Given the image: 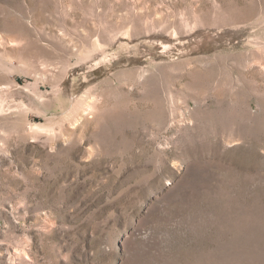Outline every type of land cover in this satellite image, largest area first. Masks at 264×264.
I'll use <instances>...</instances> for the list:
<instances>
[{"label":"rangeland","instance_id":"374dc122","mask_svg":"<svg viewBox=\"0 0 264 264\" xmlns=\"http://www.w3.org/2000/svg\"><path fill=\"white\" fill-rule=\"evenodd\" d=\"M0 264H264V0H0Z\"/></svg>","mask_w":264,"mask_h":264}]
</instances>
